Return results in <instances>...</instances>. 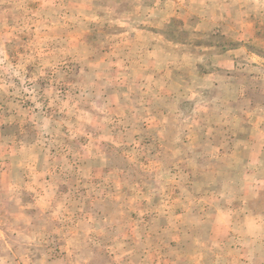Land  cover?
Listing matches in <instances>:
<instances>
[{
	"label": "rangeland",
	"instance_id": "rangeland-1",
	"mask_svg": "<svg viewBox=\"0 0 264 264\" xmlns=\"http://www.w3.org/2000/svg\"><path fill=\"white\" fill-rule=\"evenodd\" d=\"M0 264H264V0H0Z\"/></svg>",
	"mask_w": 264,
	"mask_h": 264
}]
</instances>
